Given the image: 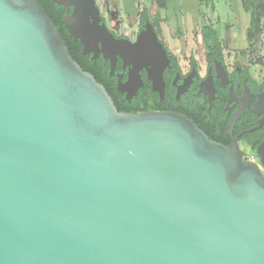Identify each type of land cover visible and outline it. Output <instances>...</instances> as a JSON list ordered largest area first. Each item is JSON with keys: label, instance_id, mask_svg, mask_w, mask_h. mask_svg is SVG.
Wrapping results in <instances>:
<instances>
[{"label": "water", "instance_id": "water-1", "mask_svg": "<svg viewBox=\"0 0 264 264\" xmlns=\"http://www.w3.org/2000/svg\"><path fill=\"white\" fill-rule=\"evenodd\" d=\"M54 2L84 54L134 60L129 97L144 66L164 96L150 23L132 44L96 0ZM0 264H264V168L184 115L120 112L40 0H0Z\"/></svg>", "mask_w": 264, "mask_h": 264}, {"label": "flooded vegetation", "instance_id": "flooded-vegetation-1", "mask_svg": "<svg viewBox=\"0 0 264 264\" xmlns=\"http://www.w3.org/2000/svg\"><path fill=\"white\" fill-rule=\"evenodd\" d=\"M122 5L127 17L138 20L135 32H123L119 12L107 9V18L97 4L102 24L106 25L117 40H127L135 44L150 23L170 62L164 71L163 97L153 91L152 82L148 78L150 67L145 66L140 72L143 86L136 95L129 97L126 88L135 69L134 60L130 58L125 61L121 55H117L113 66L111 52L84 54L83 46L75 41L80 46L81 61L86 67L83 70L92 74L107 89L117 109L125 113L165 112L184 115L193 120L212 140L226 146L238 143L245 157L251 152L258 157L257 149L264 140V115L258 107L260 98L264 95V81L256 80L251 69L239 60L232 64L227 63L219 47L206 54L204 65H199L191 57L187 62L181 61L166 45L160 20L151 21L148 11L137 9L136 0H122ZM110 21L114 25L111 26ZM218 69L225 71L224 77H218ZM210 72L215 88L213 98L201 91L202 83ZM258 159L260 161L259 157Z\"/></svg>", "mask_w": 264, "mask_h": 264}, {"label": "rangeland", "instance_id": "rangeland-1", "mask_svg": "<svg viewBox=\"0 0 264 264\" xmlns=\"http://www.w3.org/2000/svg\"><path fill=\"white\" fill-rule=\"evenodd\" d=\"M96 1L107 18V9L119 12L123 32L137 30L138 20L125 15L122 0ZM136 7L148 11L151 21L160 20L166 45L181 61L191 57L204 65L206 54L219 47L227 63L239 60L264 81V0H172L167 10L151 0H136ZM249 31L254 33L251 41Z\"/></svg>", "mask_w": 264, "mask_h": 264}, {"label": "trees", "instance_id": "trees-1", "mask_svg": "<svg viewBox=\"0 0 264 264\" xmlns=\"http://www.w3.org/2000/svg\"><path fill=\"white\" fill-rule=\"evenodd\" d=\"M133 1V0H130ZM172 0H151L152 4L158 9H169ZM42 7L45 9L48 16L52 19L57 27L60 28L63 39L65 40L70 54L73 59L86 69L85 65L82 63V53L80 46L77 45L74 39L69 35L67 29L63 24V17L65 15L64 8L54 2V0H40ZM254 3V2H253ZM254 6V5H253ZM145 18L148 19V15L145 14ZM254 37L253 31L248 32V40L251 41ZM99 82V81H98Z\"/></svg>", "mask_w": 264, "mask_h": 264}, {"label": "built area", "instance_id": "built-area-1", "mask_svg": "<svg viewBox=\"0 0 264 264\" xmlns=\"http://www.w3.org/2000/svg\"><path fill=\"white\" fill-rule=\"evenodd\" d=\"M246 158H247L248 161H250L252 163H255L258 166L262 167L261 163L256 160V158H257L256 155H250V156L247 155Z\"/></svg>", "mask_w": 264, "mask_h": 264}, {"label": "clouds", "instance_id": "clouds-1", "mask_svg": "<svg viewBox=\"0 0 264 264\" xmlns=\"http://www.w3.org/2000/svg\"><path fill=\"white\" fill-rule=\"evenodd\" d=\"M259 157V156H258ZM247 159V158H246ZM261 163V162H260ZM262 165V164H261ZM262 168H263V166H262Z\"/></svg>", "mask_w": 264, "mask_h": 264}]
</instances>
